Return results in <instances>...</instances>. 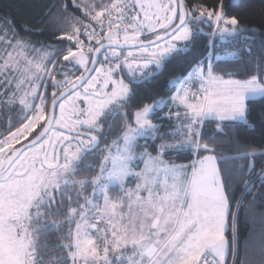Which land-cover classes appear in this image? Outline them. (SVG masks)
Wrapping results in <instances>:
<instances>
[{
  "label": "snow or ice",
  "instance_id": "6c2138e0",
  "mask_svg": "<svg viewBox=\"0 0 264 264\" xmlns=\"http://www.w3.org/2000/svg\"><path fill=\"white\" fill-rule=\"evenodd\" d=\"M73 4L78 7L75 0ZM83 11L100 25L104 34L99 36L91 24H84L79 18L65 19L71 25V33L62 32L58 39H66L77 50L68 48L62 66L71 64L73 68L84 69L74 80L68 73L61 72L65 80L58 81L52 76L53 69L47 67L45 62L57 49L44 52L37 62L25 55L24 50L28 49L40 52L30 42L16 39L15 34L10 40H0L3 45L0 59L4 61L0 64V75H5L8 69L13 73L5 76L6 83L0 81L3 85L0 105L11 108L18 100L24 116L33 112L16 131L0 140V264H227L229 251L235 264L242 245L240 264H264V231L258 239L250 234L241 241L238 213L231 211L229 184L217 167L220 161L247 159L246 175L251 177L256 150H238L235 155L226 157L203 156L190 165V176L186 171L189 165L168 164L163 159L168 153L214 152V147L200 142L204 122L245 119V100L264 97V83H260L256 75L243 81L226 80L215 74L209 57L206 73L201 61L187 76L169 80L170 84H180L171 100L185 111L172 113L170 109L156 117L177 121L170 131L161 132L163 125L154 123L150 117L158 110L162 112L167 100L161 98L137 108L129 122L126 105L133 92L123 77L115 78L116 72L126 69L130 81L137 83L153 75L144 71L150 65L160 70L175 54L189 52L196 35L203 33V29L195 25L214 23L210 35H219L221 39L256 29L241 26L236 17L228 18L223 3L218 10L203 4L186 10L183 0H179V5L176 0H112L95 15H91L94 6ZM177 15L179 23L174 24ZM104 17H107L106 32ZM81 35L88 37V46L80 39ZM147 35H152L153 39H143ZM94 39L99 45L95 50L90 46ZM209 45L214 46V41L210 40ZM86 47L90 56L85 52ZM105 48L109 50V55H105L109 66L96 68V53ZM124 48L132 50L124 55ZM89 60L92 68L88 67ZM111 60H115L114 65ZM93 71L96 75H92ZM16 73H20L19 77ZM48 78L53 81L54 91L52 107L46 111L47 92H40L39 86L43 84L46 89ZM194 79L201 81L196 91L188 86ZM13 83L15 88L9 91ZM80 88H83L82 93L78 91ZM21 92L22 95H18ZM4 96L8 98L5 100ZM36 97L40 98V103L35 102ZM81 98L86 107L74 108L69 115L67 105ZM57 105L59 115L56 114ZM120 115L125 118L123 131L111 144L101 148L98 135L103 133L101 122ZM185 120L188 122L183 123ZM54 125H58L59 130L54 131ZM219 129L220 124H217ZM166 136L172 137L175 143L166 140ZM140 138L161 141L155 145V156L147 151L139 157L135 155ZM21 140L24 144L17 147ZM97 150L105 153L99 160L97 174L90 179H76L84 157ZM138 158H146L145 168L133 172L131 164ZM93 167L95 165L89 164L84 170ZM238 167L243 169L242 165ZM130 176L139 177V182L134 189L125 190L126 178ZM256 176L264 184V168ZM253 183L254 180L245 179V190ZM89 184L92 191L85 195L84 189ZM114 186H119L123 193L115 199L109 194ZM73 194L84 202L68 207L67 214L60 220L49 219L64 208L65 200L71 205ZM244 194L237 198V209L243 204ZM101 198L102 204L98 203ZM125 201L128 211H124ZM230 214L232 236L229 239L226 228ZM65 223L68 228L62 231ZM52 231L61 233V242L52 246L58 254L49 256L46 261L48 252L43 250L49 249V243H41V236ZM129 247L132 254L125 256ZM253 254L257 259L252 258Z\"/></svg>",
  "mask_w": 264,
  "mask_h": 264
},
{
  "label": "trees",
  "instance_id": "16d2710c",
  "mask_svg": "<svg viewBox=\"0 0 264 264\" xmlns=\"http://www.w3.org/2000/svg\"><path fill=\"white\" fill-rule=\"evenodd\" d=\"M186 10H191L194 5H205L208 8L219 9L221 3L224 5V11L228 18L236 17L241 26H246L248 29H256L255 32L247 31L234 37H226L221 39L217 35L213 41L212 57L214 71L216 75L223 76L224 79L247 80L249 77L256 75L260 83H264V0H183ZM112 0H0V32H7L16 39H23L30 42L35 49L44 50L47 52L52 49H57L56 54L47 62V67L52 66L53 74L56 80L63 82L65 76L60 75L61 72L68 73V77L75 78L83 72L78 68H71V64L65 65L63 56L66 54L69 47L74 49V44L70 45L66 39H58L62 32L71 33V25L65 22L66 18L79 20L84 24H90L92 21L90 16L84 14V9L89 6H94V11L91 15H95L96 11H100L102 6L110 4ZM66 5L67 10L64 11ZM199 14L198 12L196 13ZM177 20L174 24H177ZM196 28H202L203 33L196 35L191 45V50L184 54H175L171 59L164 62L162 69L156 71L150 69L148 72L153 73L152 76L146 77L137 83H132L126 77H123L125 82L129 84L133 95L129 99L126 109L129 113L128 121L132 122V113L137 108L143 107L145 104H150L154 100L161 98L169 99L176 91V87L171 86L169 80L177 76H186L192 71L201 61L204 65L207 64L210 47L209 41L213 24L206 26L204 24L195 25ZM245 37H248L245 39ZM143 39H153L150 35ZM15 41V40H14ZM51 45L49 48L47 46ZM99 47L96 42L93 44V50ZM108 51L100 55L97 68L104 64V57ZM227 53H235L229 59H219L227 55ZM91 55V54H90ZM91 60H89L88 67ZM106 63V62H105ZM76 71V72H75ZM227 73H234L229 76ZM73 74V75H72ZM94 74V73H93ZM47 106L49 110L52 102V93L54 91L53 81L50 79L47 83ZM59 90H63L60 88ZM6 100V99H5ZM246 105V122H218L215 120H207L203 125V136L201 143H207L215 148L214 152L208 153L201 151L198 155L193 152L168 153L163 159L169 163L177 165H189L195 159L203 157L206 154L214 156H231L235 155L238 150L255 149L258 153L255 157V167L253 175H246L248 172L247 159H229L217 163L221 169L226 181L229 184V197L231 202V211L237 212V223L239 226L241 241L248 235H252L254 239H258L259 234L264 231V184L256 176L257 173L264 168V97L257 100H248ZM59 108V106H58ZM56 110V114L58 112ZM158 115L159 112H156ZM122 115L117 116L114 120L108 119L102 121L103 133L100 136V147L105 148L116 139L117 135L123 131L122 124L124 122ZM26 120L23 110L18 104L9 108L7 105H0V139L7 137L11 132L18 129ZM161 121V120H160ZM163 127L161 132H168L175 126V120H162ZM217 124H220V129L217 130ZM111 125V127H110ZM214 137V139H209ZM166 140H174L170 136L165 137ZM176 139V138H175ZM121 143V141H120ZM159 139L154 142L150 139H140L137 141V147L134 149L136 153L147 151L155 156V145L160 144ZM24 144V143H23ZM19 145L18 147L22 146ZM238 146H243L239 148ZM105 153L99 150L93 154L84 157L80 165V171L75 174L76 179L88 177L89 179L99 171V160ZM95 165V167L84 170L86 165ZM243 166L240 170L238 166ZM245 179L254 180L253 186L245 190L243 181ZM91 185L89 184L84 189V194L91 193ZM243 195V204L237 209V198ZM255 193V197L253 194ZM110 196L116 194L121 195L118 188H111ZM60 199L59 197L57 198ZM78 203H83L82 198H78L73 194L72 203L69 205L65 200L64 208L56 215L49 217L51 220H60L66 214L68 207H77ZM75 225L73 224V227ZM67 223L61 226L62 231L67 230ZM226 236L230 239L232 236V216L228 217ZM47 241L49 249L43 251L48 252L45 260H49V256L58 254V250L52 248L53 245L61 242V233L49 232L41 236V243ZM243 258V245L241 246L240 257L235 259V264H240V259ZM253 259H257L252 255ZM233 256L231 251L227 254V264H233Z\"/></svg>",
  "mask_w": 264,
  "mask_h": 264
},
{
  "label": "rangeland",
  "instance_id": "374dc122",
  "mask_svg": "<svg viewBox=\"0 0 264 264\" xmlns=\"http://www.w3.org/2000/svg\"><path fill=\"white\" fill-rule=\"evenodd\" d=\"M234 1H236V0H234ZM165 2H166V0H165ZM176 4H177V0H176ZM138 11V10H137ZM131 14V13H130ZM105 18V17H104ZM142 18V17H141ZM176 20H177V17L175 18V20H174V23L176 22ZM127 22V21H126ZM96 24V22H91L90 24ZM224 25H223V23H221V27H223ZM228 27H231V25H228ZM213 28H215V24L213 23ZM213 28H212V31H213ZM107 31V29L105 30V32ZM212 33V32H211ZM6 34V35H5ZM157 34H160V33H157ZM152 38H153V36L152 35H150ZM97 38H99V37H97ZM215 37H210V40L211 41H213V39H214ZM11 39V37L8 35V33L7 32H4V33H1L0 32V40H10ZM13 43H15V41L13 40L12 41ZM95 43V39H94V42L91 44V47L93 48V44ZM209 47H210V53H209V57L211 58V60H213V57H212V46H210L209 45ZM2 49H3V45L2 44H0V51H2ZM9 51H12V49L11 48H9L8 49ZM73 50H77L76 48H75V45H74V49ZM128 51H130V50H128ZM128 51H123V53H124V55H126L127 54V52ZM24 52H25V55L27 56V58L28 59H33L34 61H39V58H40V56L44 53V52H47V51H44V50H40V52H36V51H33L32 49H28V50H24ZM85 52H86V54H88L89 56H90V53H87V51L85 50ZM3 55L4 56H6L7 55V52H3ZM106 55H109V50H108V52L106 53ZM209 57H208V61H207V64L206 65H204V71H205V73L207 72V65H208V62H209ZM231 57H233V56H229V55H224V56H221L220 57V59H229V58H231ZM121 59H123V56H121ZM104 60H105V57H104ZM50 61V59H48L45 63H46V65H47V62H49ZM3 59H0V64H3ZM104 62V64H102L103 66H104V68L105 69H107V67L109 66V63L107 62V61H103ZM106 62V63H105ZM111 64H115V60H111ZM102 65H100L98 68H100ZM24 66V64H21V67H23ZM48 68L49 69H53V65L52 66H48ZM71 68H73L72 67V65H71ZM75 68H78V69H80L82 72L84 71V69L82 68V67H80V66H76ZM154 69V70H156V71H159V70H157L156 69V67H155V65H150L147 69H144V71H145V73H148V71L150 70V69ZM195 69V68H194ZM194 69H192V71L191 72H193L194 71ZM139 69H137V73H139ZM76 72V71H75ZM52 74H53V71H52ZM11 76V75H13V73H12V69H8L7 70V72H6V74L5 75H0V81H4L5 83L7 82L6 81V79H5V76ZM19 75H20V73H16V76L17 77H19ZM45 75H47V74H45ZM73 75V74H72ZM93 75H96V73L94 72V74ZM188 75V74H187ZM186 75V76H187ZM121 77H126L127 79H129V77H128V73H127V70L125 69V70H123V71H118V72H116L115 73V78L116 79H120ZM70 79H75V78H73V77H69ZM91 78V77H90ZM51 78H48L47 80H46V83L50 80ZM130 80V79H129ZM227 80V79H226ZM103 82V80H102V78H101V80H100V83H102ZM126 83V82H125ZM171 86H174V87H176V91H175V94H176V92H177V89L178 88H180L181 86H180V84H178V83H176V84H170ZM193 91H196L197 89H199L200 87H201V81L199 80V79H194L189 85H188ZM15 88V83H13V85H12V89H9V91H12L13 89ZM108 91H110L111 89L109 88V89H107ZM0 91H3V85H0ZM39 91L40 92H45V87H44V85L43 84H41L40 86H39ZM78 91H80L81 93L83 92V88H80V89H78ZM174 94V95H175ZM18 95H22V92L21 93H19ZM173 95V96H174ZM199 95H203V93L202 92H200L199 93ZM172 96V97H173ZM8 97L7 96H4L3 97V99H7ZM261 97H249V98H247L246 100H245V103H246V101H248V100H257V99H260ZM66 100H67V98H66ZM167 100V103L166 104H164L163 105V110H162V112L161 111H157V112H159V114L157 115L156 113H155V116H153V117H150L151 119H153V122L154 123H158V124H163V121L161 120V119H157L156 117H159V116H162V115H164V114H166V113H168L169 112V110L171 109V112L172 113H177V112H179V113H181V114H183V112L185 111V109L183 108V106H180V107H177L176 105H174L173 103H172V100H171V98H169V99H166ZM35 102L36 103H40V98L39 97H36L35 98ZM16 104H18V106H20L21 108H22V106L21 105H19V103H18V100H17V103ZM83 107H86V105L84 104V102H83V99L81 98V99H79V100H76V102H75V104H72V103H69L68 105H67V111H68V114L69 115H72L73 114V109L75 108V109H79V108H83ZM23 110V109H22ZM59 112H60V110H59V108H58V112H57V115H59ZM31 115H33V112H28L27 113V116H31ZM27 116H26V119H27ZM73 119H75V116L73 115ZM161 120V121H160ZM210 120H215V121H218V120H216V119H210ZM183 123H187L188 121L187 120H185V121H182ZM218 122H241V123H245L246 122V119H242V120H224V121H218ZM177 123V121H175V124ZM133 126H135L134 125V123H133ZM39 127V126H38ZM53 130L55 131V130H59V126L58 125H54V128H53ZM16 131V130H15ZM49 135H51V133L49 134ZM4 138H2V139H0V140H3ZM46 139H47V137H46ZM140 139H144V138H140ZM140 139H138V140H140ZM178 139H180V137H176V140H178ZM151 140V139H150ZM169 142H172V143H175V140H170ZM24 143V141L23 140H21V142H20V145L21 144H23ZM123 143V141H121V144ZM17 147L19 146V145H16ZM112 151H113V153L115 152V148H113L112 149ZM135 153V155L137 156V157H139V154L140 153H136V152H134ZM206 155H211V154H206ZM206 155H204V156H206ZM201 158V157H200ZM200 158H198V159H195L194 161H198ZM146 159V158H145ZM145 159H136L135 161H133L132 162V164H131V168H132V171L133 172H141L144 168H145ZM165 161V160H164ZM166 163H168V164H172V163H169V162H167V161H165ZM177 165V164H176ZM180 165V164H179ZM182 165H184V164H182ZM190 165L191 164H189V167L187 168V174L190 176V174H191V172H192V168L190 167ZM218 167V166H217ZM139 177H136V176H130V177H127L126 178V181H125V184H124V188H125V190H127V189H134L135 187H136V185H137V183L139 182ZM161 179H163V176H161ZM112 188H118V191L121 193V195H115L113 198L115 199L116 197H119V196H122L123 195V193L119 190V186H114V187H112ZM92 191V190H91ZM143 195H146V193H142ZM84 202V201H83ZM98 203H103V200H102V198L98 201ZM124 211H128V208H127V201H125V207H124ZM226 230H227V228H226ZM227 257V256H226ZM210 259H211V257H209Z\"/></svg>",
  "mask_w": 264,
  "mask_h": 264
},
{
  "label": "built area",
  "instance_id": "2783aa9c",
  "mask_svg": "<svg viewBox=\"0 0 264 264\" xmlns=\"http://www.w3.org/2000/svg\"><path fill=\"white\" fill-rule=\"evenodd\" d=\"M104 23H105V27H104V32H105V30L107 29V17H105L104 18ZM92 25V27L93 28H95L96 29V31H97V33H99V36H102L104 33L103 32H101V30H100V25L99 24H91ZM98 36V37H99ZM80 39L84 42V44L86 45V46H88L89 45V40H88V37L86 36V35H81L80 36ZM94 42V40L93 41H91V44ZM91 44H90V46H91ZM85 50L87 51V47L85 48Z\"/></svg>",
  "mask_w": 264,
  "mask_h": 264
},
{
  "label": "water",
  "instance_id": "95a60500",
  "mask_svg": "<svg viewBox=\"0 0 264 264\" xmlns=\"http://www.w3.org/2000/svg\"><path fill=\"white\" fill-rule=\"evenodd\" d=\"M184 2V1H183ZM177 5H179V0H177ZM185 6V5H184ZM185 9H186V7H185ZM179 23V18H178V21H177V24ZM128 50H132V49H129V48H124L123 49V51H128ZM105 51H108V49L107 48H105V49H102L99 53H96V56H97V62H96V64H95V67L97 68V66H98V63H99V58H100V55L103 53V52H105ZM93 67V65H92V63H90V66H89V68H92ZM93 73H94V71H93ZM93 73H92V75H93ZM89 79H90V77H89ZM67 97H65V99H66ZM51 107H52V103H51V105H50V108H49V110L51 109ZM57 108H58V105H57V107H56V110H57Z\"/></svg>",
  "mask_w": 264,
  "mask_h": 264
},
{
  "label": "crops",
  "instance_id": "0c3cea01",
  "mask_svg": "<svg viewBox=\"0 0 264 264\" xmlns=\"http://www.w3.org/2000/svg\"><path fill=\"white\" fill-rule=\"evenodd\" d=\"M132 249L129 247L128 249H127V251L124 253L125 254V256H130L131 254H132Z\"/></svg>",
  "mask_w": 264,
  "mask_h": 264
}]
</instances>
